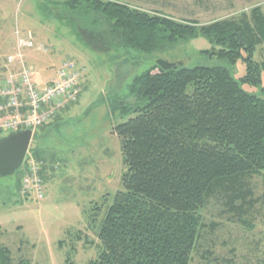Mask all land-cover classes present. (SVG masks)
Here are the masks:
<instances>
[{
	"label": "trees",
	"instance_id": "trees-1",
	"mask_svg": "<svg viewBox=\"0 0 264 264\" xmlns=\"http://www.w3.org/2000/svg\"><path fill=\"white\" fill-rule=\"evenodd\" d=\"M137 1L165 8L172 0ZM65 6L76 31L78 19L88 18L89 29L78 34L93 51L109 52L116 44L108 37L116 35L121 46L145 53L205 37L228 64L185 67L159 60L132 80L130 100L116 107L123 118L135 116L113 128L126 167L123 190L92 202L88 224L95 229L99 254L88 264H192L211 203L232 223L252 227L258 207L264 210V193L258 196L254 183L264 176V88L258 96L243 86L262 84L264 63L254 54L261 46L264 57V8L201 25L118 0H68ZM102 23L111 36L100 33ZM18 38L9 55L16 54ZM239 61L246 73L236 79L231 68ZM110 109L113 113L115 107ZM0 264L29 262L16 260L0 243Z\"/></svg>",
	"mask_w": 264,
	"mask_h": 264
},
{
	"label": "rangeland",
	"instance_id": "rangeland-1",
	"mask_svg": "<svg viewBox=\"0 0 264 264\" xmlns=\"http://www.w3.org/2000/svg\"><path fill=\"white\" fill-rule=\"evenodd\" d=\"M66 1L0 0V61L5 62L6 51L11 50L5 43L14 44L19 32L21 37L31 33L34 48L28 52L43 56L40 62L29 65L38 87L53 81L65 62H75L81 71L83 66L87 68L79 81L78 101L68 103V112L33 131L27 158L43 164L40 176L45 199L37 201L32 196L26 200L20 196L25 163L13 175L0 177V243L11 250L16 260L24 258L29 264H67L69 256L70 264H88L98 256V238L88 224L87 214L93 209L92 202L99 203L103 197H113L123 190L126 167L121 140L113 128L135 116L123 118L116 107L119 101L130 100L129 86L134 78L159 60L185 67L228 66L217 57L219 47L205 37L145 53L121 46L122 37L116 35L108 37L113 38L110 43L116 44L109 52L93 51L78 34L79 29H89L88 18L78 19L81 25L76 31V26L67 22L70 15L65 9ZM123 1L146 10L157 7L175 20L197 21L201 25L237 17L255 7L264 8V0H172L165 8L146 1L120 0ZM107 25L102 23L100 29L105 37L111 36ZM254 60L264 63L261 46ZM231 70L236 79L246 73L242 61ZM243 88L261 96L264 72L261 85ZM110 106L115 107L113 113ZM8 134L1 131L0 138ZM254 183L261 196L264 176L256 177ZM258 209L255 220H251L252 227H245L232 223L221 214L222 207L211 203L204 211L208 228L192 264H264V210ZM207 250L213 255L208 257Z\"/></svg>",
	"mask_w": 264,
	"mask_h": 264
},
{
	"label": "built area",
	"instance_id": "built-area-1",
	"mask_svg": "<svg viewBox=\"0 0 264 264\" xmlns=\"http://www.w3.org/2000/svg\"><path fill=\"white\" fill-rule=\"evenodd\" d=\"M34 47L32 37H19L17 52L7 57L9 70L0 86V130L16 132L32 130L53 122L58 112L68 103L77 102L79 95L80 70L68 61L57 71V77L40 88L34 75L25 64L24 49ZM26 175L21 183V196L34 197L43 201L46 197L41 172L43 164L28 157L25 162Z\"/></svg>",
	"mask_w": 264,
	"mask_h": 264
},
{
	"label": "water",
	"instance_id": "water-1",
	"mask_svg": "<svg viewBox=\"0 0 264 264\" xmlns=\"http://www.w3.org/2000/svg\"><path fill=\"white\" fill-rule=\"evenodd\" d=\"M33 138L31 130H20L0 138V177L16 173L23 165Z\"/></svg>",
	"mask_w": 264,
	"mask_h": 264
},
{
	"label": "crops",
	"instance_id": "crops-1",
	"mask_svg": "<svg viewBox=\"0 0 264 264\" xmlns=\"http://www.w3.org/2000/svg\"><path fill=\"white\" fill-rule=\"evenodd\" d=\"M118 1H120V0H118ZM124 2V1H123ZM7 44V49L8 48H10L11 50L8 52V51H6V52H4V53H6L5 55H4V57L6 56V55H9V54H11V53H13V51L14 50H16V42L13 44V43H9V42H7V43H5V45ZM11 45V46H10ZM2 46V44L0 45V47ZM29 50H27L26 52H25V64L26 65H32L33 63H35V62H37V61H41V59L43 58V56H41V55H39V54H36L35 52H33V53H29L28 52ZM0 52L2 53L3 51L2 50H0ZM78 65V64H77ZM30 68H31V66H29ZM32 69V68H31ZM86 67L85 66H83V70L82 71H86ZM7 66H6V63L5 62H3V61H0V73H2L3 74V76L1 77L0 76V81H1V83H0V85L2 84V82H3V78H4V76H5V74L7 73ZM45 87V86H44ZM70 110V107L68 106V108H66V109H64V111L61 113V115L62 114H64V113H66V112H68ZM1 131H4V130H0V132Z\"/></svg>",
	"mask_w": 264,
	"mask_h": 264
}]
</instances>
